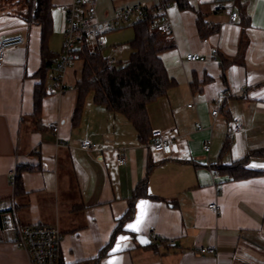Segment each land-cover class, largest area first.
I'll return each instance as SVG.
<instances>
[{"label":"crops","instance_id":"0c3cea01","mask_svg":"<svg viewBox=\"0 0 264 264\" xmlns=\"http://www.w3.org/2000/svg\"><path fill=\"white\" fill-rule=\"evenodd\" d=\"M73 1L52 0L49 48L58 56L68 28L63 8ZM93 1L101 23L127 7L157 3ZM191 5L193 10L181 11L172 3L167 11L175 48L163 61L175 84L148 106L152 130L174 140L170 157L153 153L139 141L134 125L97 104L93 93L73 121L83 60L75 59L67 70L63 95L48 93L37 122L41 26L0 7V41L24 38L0 67V264H31L17 244L18 225H59L63 264H264V174L233 180L213 169L264 148V0H191ZM199 13L218 27L216 33L201 37ZM113 30L104 28L102 34L110 51L123 45L106 42ZM191 53L206 61L188 62ZM57 64L47 89L56 86ZM218 103L221 112L213 117ZM236 119L243 123L240 132L234 131ZM51 123H59L58 134ZM85 140L98 149L83 151ZM121 157L123 165L117 161ZM248 163L264 172V157L250 156ZM15 169L22 170L20 195L10 176ZM145 180L150 197L137 200L135 217L115 234ZM212 203L219 214L209 208ZM139 235L151 243L140 245ZM201 247L217 253L202 255Z\"/></svg>","mask_w":264,"mask_h":264},{"label":"trees","instance_id":"16d2710c","mask_svg":"<svg viewBox=\"0 0 264 264\" xmlns=\"http://www.w3.org/2000/svg\"><path fill=\"white\" fill-rule=\"evenodd\" d=\"M157 3H174L181 11L193 10L191 0H157ZM0 7L1 9L11 8L15 16L25 19L31 25L41 26L42 65L35 75L38 83L34 90L33 113V117L38 122L43 101L49 95L47 89L49 76L55 70V65L60 58L49 48L50 37L53 34V3L52 0H0ZM132 25L135 31V37L131 43L133 53L124 65H110L98 46L90 47L89 33L83 32L80 35L75 53L77 59L83 60L84 64L82 78L76 86L78 96L73 121L80 119L85 98L89 93H93L97 104L129 120L136 128L139 141L149 147L153 140V130L148 106L165 96L175 84L163 61V54L174 49L175 44L169 38L171 33L163 31L157 23L156 16L152 14L142 22H135ZM197 26L203 38L218 31V27L206 22L200 13ZM198 86V80L194 79L193 89L198 90ZM230 144L228 139L224 151L229 149ZM250 156L264 157V148L252 151L245 159L230 164L220 163L213 169L217 174L229 176L233 180L263 175L264 172L249 167ZM21 174L22 170H19L14 184L17 195L23 191ZM146 182L145 180L139 185L129 200V209L120 220L115 234L123 230L124 224L135 217L137 200L150 197ZM168 243L165 242V244Z\"/></svg>","mask_w":264,"mask_h":264},{"label":"built area","instance_id":"2783aa9c","mask_svg":"<svg viewBox=\"0 0 264 264\" xmlns=\"http://www.w3.org/2000/svg\"><path fill=\"white\" fill-rule=\"evenodd\" d=\"M170 6L171 3H155L152 7L134 5L117 11L111 20H107L104 23L98 20L97 10L93 0H74L70 5L65 6L63 11L66 15L68 28L65 32L63 50L57 64V72L59 75L55 79L56 86H50L48 93L63 95L67 91L65 74L71 67L73 61L77 59L75 51L78 46V39L83 32H88L90 38L95 40L96 46L103 50L107 48L102 39L104 28L106 30H113L124 25L142 22L152 14L156 16L157 23L162 27L163 31L171 33L167 13ZM237 19L238 13H231V23H235ZM23 43L24 38L18 35L7 37L0 41V67L5 62L7 51ZM123 50V45L113 46L111 48L112 56L108 58L103 56L109 61L110 65H116V56ZM186 60L188 62H197L206 61V58L202 55L191 53L186 56ZM221 109L222 103H218L216 109L212 112L213 117L219 115ZM50 127L54 133L58 134L60 128L59 123H51ZM242 128V120L236 119L234 121V131L240 132ZM152 137L153 140L149 144V148L153 153L165 157L173 155L175 145L172 138L165 136L160 130L153 131ZM81 149L83 151H95L98 149V144L90 140H85L81 144ZM204 149L207 153L210 152V146L208 144L204 146ZM117 161L122 165L126 163L123 157ZM10 176L13 182H15L17 176L16 169L11 171ZM209 208L216 214H219L221 211L216 203L210 204ZM17 233V244L27 252L31 264H63L61 255L63 233L59 225H18ZM199 253L214 256L217 251L213 247H201Z\"/></svg>","mask_w":264,"mask_h":264},{"label":"rangeland","instance_id":"374dc122","mask_svg":"<svg viewBox=\"0 0 264 264\" xmlns=\"http://www.w3.org/2000/svg\"><path fill=\"white\" fill-rule=\"evenodd\" d=\"M114 32L112 34L107 35L106 42L108 44H123L125 46V50L121 56L118 57V61L116 65H124L126 64V61L130 59V56L133 53V47H132V41L135 37V31L132 24L124 25L120 28H117V30H113ZM90 47L95 48V40L90 39L89 41ZM103 55L105 57H110L111 51L109 49H103L102 50Z\"/></svg>","mask_w":264,"mask_h":264},{"label":"water","instance_id":"95a60500","mask_svg":"<svg viewBox=\"0 0 264 264\" xmlns=\"http://www.w3.org/2000/svg\"><path fill=\"white\" fill-rule=\"evenodd\" d=\"M137 241L142 246H147L151 243V240L147 236H143V235L137 236Z\"/></svg>","mask_w":264,"mask_h":264}]
</instances>
